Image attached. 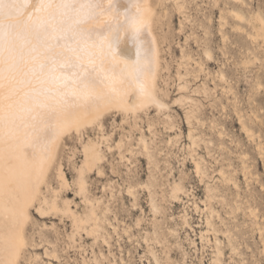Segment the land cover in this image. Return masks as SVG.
I'll return each instance as SVG.
<instances>
[{
	"label": "rangeland",
	"instance_id": "rangeland-1",
	"mask_svg": "<svg viewBox=\"0 0 264 264\" xmlns=\"http://www.w3.org/2000/svg\"><path fill=\"white\" fill-rule=\"evenodd\" d=\"M173 1L158 7L154 26L165 108L150 104L138 117L113 108L67 132L43 188L49 199L70 200L78 215L93 202L109 242L84 231L72 237L67 213L30 206L19 264H264V38L254 39L253 25L230 12L232 0L221 8L180 0V10ZM246 2V13L264 12V0ZM92 142L102 159L81 173ZM222 167L234 179L227 186ZM208 186L220 197L210 198Z\"/></svg>",
	"mask_w": 264,
	"mask_h": 264
},
{
	"label": "bare ground",
	"instance_id": "bare-ground-1",
	"mask_svg": "<svg viewBox=\"0 0 264 264\" xmlns=\"http://www.w3.org/2000/svg\"><path fill=\"white\" fill-rule=\"evenodd\" d=\"M232 1L230 12L240 21L253 25L251 36L254 39L264 38V12L256 9L246 13L242 9L246 0ZM16 2L21 7L14 9L10 16L0 14V264L20 263L30 206L37 207L41 214L67 213L76 230L72 237L84 231L93 234L96 242L101 238L108 243L97 208L89 197L85 200L92 202L91 207L78 215L70 200L61 203L58 194L53 199L43 194L61 141L67 132L79 130L80 126L99 119L113 108L138 117L150 104L159 108L167 104L157 94L160 49L154 31L159 19L158 7L166 10L167 0H130V14L136 24L128 32L121 31L120 44L112 50L107 48L106 42L101 48L85 40L58 39L77 28V13L54 7L36 10V0ZM184 2L174 0L173 4L180 10L185 7ZM112 3L113 0H101V14L80 24L79 30L98 32L105 25L123 23L128 3L120 0L117 7L108 11ZM214 4L221 8V0H214ZM225 16L222 12L220 19ZM137 27L139 33H135ZM136 52L140 53L139 74L133 71ZM41 64L47 66L43 71ZM186 84L182 85L186 87ZM143 143L146 145L145 141ZM83 152L81 173L85 172L84 168L96 167L102 159L97 143L86 145ZM196 169L200 176L207 172L200 162ZM219 173L226 186L234 180L223 167ZM59 179L64 185L69 184L61 165ZM78 183V190L86 189L83 177ZM181 183L174 181L173 198H180ZM233 184L238 185L236 181ZM215 189L217 187L208 186V196L212 199L219 196ZM153 208L155 212L160 209L156 202ZM221 253L218 247L217 261H221Z\"/></svg>",
	"mask_w": 264,
	"mask_h": 264
},
{
	"label": "snow or ice",
	"instance_id": "snow-or-ice-1",
	"mask_svg": "<svg viewBox=\"0 0 264 264\" xmlns=\"http://www.w3.org/2000/svg\"><path fill=\"white\" fill-rule=\"evenodd\" d=\"M128 3V7L124 8V16L125 21L123 23H117L116 25L108 24L105 25L103 30L98 32L95 31H80L79 25L82 23H87L88 20L96 18L98 15L101 14L102 4L101 0H36L34 8L36 10H42L45 8H58V9H66L77 13L78 19L76 20L77 28H75L70 33H64L58 39H64L65 41L76 42L79 40H85L87 42L97 43L101 48L106 46L109 50L115 49L119 46L121 41L120 33L128 32L129 28L133 27L136 24V20L132 18L130 14V0H125ZM120 3V0H113V3L110 5L108 11L111 8L117 7ZM21 5H19L16 0H0V14L4 15H11L14 9H19ZM119 11V8L117 9ZM31 17H29L30 19ZM54 18V15L53 17ZM25 23L26 22H22ZM140 29L137 27L135 28V33H139ZM134 33V34H135ZM135 60L133 71L136 74H139L140 69L138 67L139 60H140V53H135ZM47 67L44 64L40 65L41 71H43Z\"/></svg>",
	"mask_w": 264,
	"mask_h": 264
}]
</instances>
